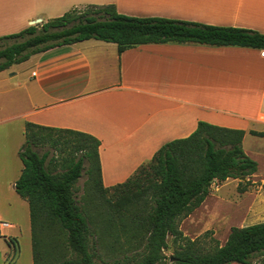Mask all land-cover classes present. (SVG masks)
Segmentation results:
<instances>
[{"label": "crops", "instance_id": "obj_1", "mask_svg": "<svg viewBox=\"0 0 264 264\" xmlns=\"http://www.w3.org/2000/svg\"><path fill=\"white\" fill-rule=\"evenodd\" d=\"M88 4L113 5L127 16L264 34V0H0V37ZM260 51L164 43L119 52L113 43L89 39L33 54L0 71V221L11 222L6 221L10 227L2 230L7 248L8 239L19 248L16 255L10 249L7 259L0 257V264H19V236L30 233L31 240L28 205L14 190L23 167L18 151L26 123L96 138L104 188L125 183L163 144L189 136L199 121L242 130V150L257 171L244 180L228 178L211 185L221 197L230 189L252 195L246 217H264V137L258 136L264 135ZM261 222L264 219L235 227ZM25 264H34L32 248Z\"/></svg>", "mask_w": 264, "mask_h": 264}, {"label": "trees", "instance_id": "obj_2", "mask_svg": "<svg viewBox=\"0 0 264 264\" xmlns=\"http://www.w3.org/2000/svg\"><path fill=\"white\" fill-rule=\"evenodd\" d=\"M89 39L113 43L119 52L164 43L264 50V34L254 30L127 16L113 5L88 4L0 37V71L33 54ZM243 136L242 130L199 121L189 136L163 144L125 183L104 188L96 138L26 123L18 151L23 167L14 190L28 205L33 263L41 264L52 254L56 236L63 238L66 251L78 256L60 264H98L94 259L104 262L101 233L73 193V185L85 171L98 193L127 188L114 201H107V208L120 221L135 208L132 223L143 232L141 252L122 254L112 264H264V222L231 227L222 245L214 240L206 247L180 230L182 220L208 196L212 182L249 177L257 171L256 163L242 150ZM108 221L113 223L114 219ZM168 237L173 252L165 256ZM50 238L52 242H48ZM7 244L16 255L17 244L12 239Z\"/></svg>", "mask_w": 264, "mask_h": 264}, {"label": "rangeland", "instance_id": "obj_3", "mask_svg": "<svg viewBox=\"0 0 264 264\" xmlns=\"http://www.w3.org/2000/svg\"><path fill=\"white\" fill-rule=\"evenodd\" d=\"M215 187L212 186L209 189V194L203 205L194 210L180 224V230L184 236L189 239L199 240L204 247L209 246L214 240L219 243L223 242L230 227L264 219V217H260L259 219L248 220L246 217L245 207L253 199L252 195L235 194L230 189V192L221 197L220 191H215ZM132 188L133 185L129 186V189ZM126 191L127 188H117L98 193L97 185L91 183V179L85 171L82 172L73 185L75 199L91 215L101 233L100 244L104 264H112L111 262L114 258L121 257L122 254L135 256L142 250L143 232L132 223V219L136 215L135 208H131L130 212L125 213L123 221L114 217L107 208V201H114L118 195ZM239 210H241V214L237 215ZM111 218L114 219L113 223L108 221ZM1 221L11 223L9 222L10 220ZM54 235L56 236L55 233ZM49 241L52 242L51 238L48 239ZM167 242L168 248L164 251L165 256H169L173 252L171 237H168ZM53 243L55 250L50 256H45L41 264H60L65 260H77L78 256L76 254L65 250L64 241L61 236H56ZM19 244V264H25L31 258L30 233L23 232L19 236ZM10 249L12 250L10 247L9 249L7 248L4 239H0V257L7 259L11 252ZM94 261L98 264H103L98 259H94Z\"/></svg>", "mask_w": 264, "mask_h": 264}, {"label": "built area", "instance_id": "obj_4", "mask_svg": "<svg viewBox=\"0 0 264 264\" xmlns=\"http://www.w3.org/2000/svg\"><path fill=\"white\" fill-rule=\"evenodd\" d=\"M260 55L262 57H264V50L260 51ZM212 186H214V185H211L210 188ZM8 227H10V225L7 222L0 221V239H4V236L2 235V230H4L5 228H8Z\"/></svg>", "mask_w": 264, "mask_h": 264}, {"label": "water", "instance_id": "obj_5", "mask_svg": "<svg viewBox=\"0 0 264 264\" xmlns=\"http://www.w3.org/2000/svg\"><path fill=\"white\" fill-rule=\"evenodd\" d=\"M239 179H241V180H244L245 178H244V177H242V178H239Z\"/></svg>", "mask_w": 264, "mask_h": 264}]
</instances>
